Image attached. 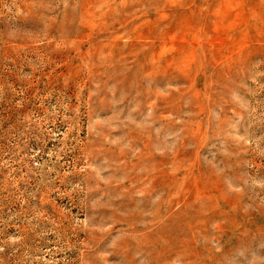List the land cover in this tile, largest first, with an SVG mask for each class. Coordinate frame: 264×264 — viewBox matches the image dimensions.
Returning <instances> with one entry per match:
<instances>
[{
	"label": "rangeland",
	"instance_id": "rangeland-1",
	"mask_svg": "<svg viewBox=\"0 0 264 264\" xmlns=\"http://www.w3.org/2000/svg\"><path fill=\"white\" fill-rule=\"evenodd\" d=\"M0 264H264V0H0Z\"/></svg>",
	"mask_w": 264,
	"mask_h": 264
}]
</instances>
